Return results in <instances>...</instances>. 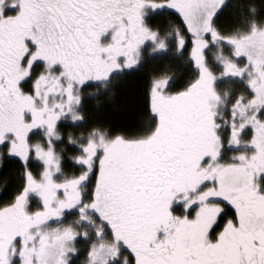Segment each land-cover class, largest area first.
Listing matches in <instances>:
<instances>
[{"label":"snow or ice","instance_id":"1","mask_svg":"<svg viewBox=\"0 0 264 264\" xmlns=\"http://www.w3.org/2000/svg\"><path fill=\"white\" fill-rule=\"evenodd\" d=\"M0 264H264V0H0Z\"/></svg>","mask_w":264,"mask_h":264},{"label":"flooded vegetation","instance_id":"2","mask_svg":"<svg viewBox=\"0 0 264 264\" xmlns=\"http://www.w3.org/2000/svg\"><path fill=\"white\" fill-rule=\"evenodd\" d=\"M136 79H137L136 77H129L128 82H127V85L130 84L131 82L135 81ZM88 102H91L92 103L93 108L95 107L96 101L94 99H88V100H86V103H88Z\"/></svg>","mask_w":264,"mask_h":264},{"label":"trees","instance_id":"3","mask_svg":"<svg viewBox=\"0 0 264 264\" xmlns=\"http://www.w3.org/2000/svg\"><path fill=\"white\" fill-rule=\"evenodd\" d=\"M134 86H135V81H133V82H131L130 84L127 85L128 88H133ZM86 104L88 105L89 108H93V105H92L91 102H88ZM104 107L106 108V107H108V105L107 104H103V108Z\"/></svg>","mask_w":264,"mask_h":264},{"label":"rangeland","instance_id":"4","mask_svg":"<svg viewBox=\"0 0 264 264\" xmlns=\"http://www.w3.org/2000/svg\"><path fill=\"white\" fill-rule=\"evenodd\" d=\"M101 108H103V105H101ZM105 108V107H104Z\"/></svg>","mask_w":264,"mask_h":264}]
</instances>
